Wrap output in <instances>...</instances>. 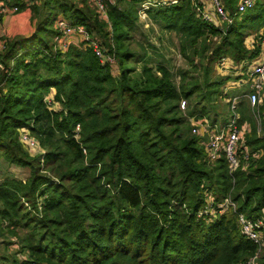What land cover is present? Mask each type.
<instances>
[{"label": "trees", "instance_id": "trees-1", "mask_svg": "<svg viewBox=\"0 0 264 264\" xmlns=\"http://www.w3.org/2000/svg\"><path fill=\"white\" fill-rule=\"evenodd\" d=\"M123 1L124 8L109 5V21L71 0L22 1L33 30L2 39L0 158L30 173L0 181V244L26 253H0V263L240 264L258 251L239 215L263 216L264 120L259 133L248 100L240 102V123L250 130L232 170L225 155L209 161L191 119L208 116L222 99L227 77L213 78L212 63L227 56L246 67L260 54L264 0L244 12L239 0H223L233 19L226 27L204 21L192 0L152 5L149 17L182 35L187 57L192 46L206 59L207 39H219L208 64L201 63L202 78L181 69L179 82L168 64H152L148 52L132 48L142 0ZM58 9L115 52L118 68L101 62L93 40L58 48ZM22 129L41 152L26 148ZM209 196L214 209L226 199L236 206L204 213ZM258 260L264 264V248Z\"/></svg>", "mask_w": 264, "mask_h": 264}, {"label": "built area", "instance_id": "built-area-1", "mask_svg": "<svg viewBox=\"0 0 264 264\" xmlns=\"http://www.w3.org/2000/svg\"><path fill=\"white\" fill-rule=\"evenodd\" d=\"M18 1L21 3L22 1L31 3L28 0ZM178 1L179 0H142L140 3L139 14L146 17L147 10L152 5H168L177 3ZM192 1L195 3L198 16L209 24L222 27L224 24L232 23L233 19L230 13L226 10L223 0ZM92 2L96 6L100 17L109 21V5H116L117 0H93ZM256 2L257 0H239L237 6L240 12H244L247 9L254 7ZM19 10L20 6L18 3H10V0H0V32L4 27L6 18ZM55 27L59 31V34L55 37V43L58 48L62 49V51L69 48L73 39H79L80 41L93 40L92 45L101 62L109 64L113 68L118 67V60L115 52H111L99 38H92L83 26L73 25L64 14H59L55 22ZM3 44L4 43L1 42V47ZM114 47L113 44V48ZM221 65L223 68L227 69V72H231L230 69H235V71H237L240 78L236 79L234 84L237 86L248 85L243 97L248 100L252 108L253 116L258 122L260 131V127L264 120V112L260 109V106L264 105V39L260 54L246 67L230 62L228 57H222ZM225 99L228 101L230 109V116L227 121L213 123L207 116L198 118L194 117L191 119V131L193 134L204 138L202 143L205 145L207 157L210 162H216L225 155L229 161L231 169L234 170L239 166L240 150L244 143L245 135L250 130V126L248 122L240 123V98L236 96L231 98L226 97ZM48 102L51 103V99H48ZM186 104V100H183L181 102V107L185 108ZM21 141L29 151L36 150L38 153L42 150L39 141L33 137L27 129L21 130ZM213 200L214 198L209 196L208 205L205 207L204 213L213 214V212H223L230 205L234 207L236 206L231 199H226L217 204V208L214 209L211 205ZM239 220L243 234L258 245V251L255 255L240 264H260L258 260L259 253L264 248V211L263 216L257 219L248 218L244 214H240ZM14 240L16 241V239Z\"/></svg>", "mask_w": 264, "mask_h": 264}, {"label": "rangeland", "instance_id": "rangeland-1", "mask_svg": "<svg viewBox=\"0 0 264 264\" xmlns=\"http://www.w3.org/2000/svg\"><path fill=\"white\" fill-rule=\"evenodd\" d=\"M28 1H30L32 4L36 0H28ZM71 1H73L75 4L79 5L81 8H85L88 6L92 10H94L98 13L96 6L92 2L93 0H71ZM119 1L120 0H117V4H119V6L124 8V5H125L124 1L123 2H119ZM10 3L20 4V1L10 0ZM140 6L141 5L139 4L138 5V24H139V26L134 32L135 38L132 41V48L136 49V51L139 54H142L145 51L148 52L150 57H148L147 59L152 64H156L159 61H163L166 64H168L171 67L172 71L175 73V75L177 77L176 78L177 82L180 81V77L176 72H178L181 69L189 71V75H193L195 77H201L202 78L203 70L201 68L203 67V65H201V63L204 65L208 64L209 60L207 58H208V56L211 55V53L214 50V46L219 41L218 37L217 36H210L209 39H207L206 43H207V46L210 48L205 54L206 59L202 60L199 54L193 53V47L192 46H187V53H188L187 55L189 57L188 58L182 52V48H183V45H182L183 37H182V35H180L179 33H176V31H170V30L162 28L161 25L154 22L149 17L148 13H147L146 17H143L142 14H139ZM25 10H30V11H28L29 16L27 15V17L26 16L22 17V18L20 17L18 19V21L15 22V26H17V27H14L13 29L10 30L12 32V35H10L11 37H14V36L20 35V34H24V33H26L28 35L29 32L33 30L34 25H33V21L31 20L32 10L30 8H26L24 10H19V11L13 13L11 16H14V18L17 19V17H19L18 14L20 15ZM56 12L58 13V15L56 16V19H57L59 14L61 15L63 13V11L61 9H58ZM70 14L71 13L69 10L65 14V16L68 20H69L68 16H70ZM26 19H27V21H25ZM28 20H30V23L28 22ZM226 26H227V24L222 25V27H226ZM26 27L29 29V32L25 31ZM5 29L6 28L3 27L2 31L0 32V43L2 42L4 35L7 33V31H5ZM252 34H253V40H254L255 33L253 32ZM72 43H79V42H72ZM200 47H201L200 44H198V48H200ZM191 57H194L193 58L194 64H192ZM225 57H227V56H225ZM221 59H219V61H217V63L211 64V67L213 68V73L211 76L213 78L214 77L215 78L216 77H218V78L222 77L223 78L224 76H221L220 74L229 73V72H227V69L222 67ZM134 60L135 59H132V61H134ZM129 64L131 65L132 63L129 62ZM217 64H218V69L216 66ZM141 65H142V63H136V67H138V68H141ZM194 65H196L197 68H194ZM234 76H236V75L234 74L231 78L228 76H225L224 78L227 77V78L234 80ZM233 82L234 81H228V82L226 81V84L222 87V89H221L222 99L218 98L217 101H215V103L213 105H211V110H210V113L208 115L209 117L207 116L209 119L211 118L213 120H218L219 122L225 121L224 119H226V118H227L226 121L228 120V118L230 116L229 103H228V101L224 100L223 98H224V96H226L225 93H228V95H229L233 90L238 89L239 86H237L236 84H233ZM236 82H238V81H236ZM241 88L247 89L248 85H243V87H241ZM237 91L240 92L239 90H237ZM188 103L189 102H187L185 108L181 107L184 110V112H186V113H188V109H190L188 106ZM203 104H205V100H203L200 105H203ZM193 105H195V103H193ZM248 124L250 126V123H248ZM257 124H258V122H257ZM261 128H262V126L260 127V131H261ZM260 131H259V133H260ZM30 151L33 155H36L39 153V152L37 153L36 150H30ZM29 173H30V170L28 168H21V167L14 165V164H9L6 160H4L3 158H0V181L6 175H9V174L23 178V177H27L29 175ZM0 241H1V239H0ZM1 248H2V250L0 253H2V254L13 255L14 253H16L17 258H19V259H22L23 256H26V253L23 254L21 252H18L19 248L17 245H13V246L9 245V249L4 248V246L2 245Z\"/></svg>", "mask_w": 264, "mask_h": 264}, {"label": "crops", "instance_id": "crops-1", "mask_svg": "<svg viewBox=\"0 0 264 264\" xmlns=\"http://www.w3.org/2000/svg\"><path fill=\"white\" fill-rule=\"evenodd\" d=\"M28 3V5H31V3H29V2H27ZM28 11H30V10H25V11H23L20 15L18 14V16L19 17H17V19H15L14 18V16H11V15H9L7 18H6V20H5V23H4V28H6L5 29V31H7V33L5 34V36L6 37H11L10 35H12V32L10 31L11 29H13L14 27H17V26H15V22H17L18 21V19L21 17H27V15H28ZM29 16V15H28ZM28 19V18H27ZM27 19L25 20V21H27ZM28 22L30 23V20H28ZM26 24V23H25ZM20 26V25H19ZM20 30V29H19ZM17 31V30H16ZM15 31V32H16ZM25 31H28L29 32V29L26 27L25 28ZM14 32V33H15ZM24 34H26V33H24ZM73 39V38H72ZM73 42H80V40L79 39H77V41L75 40V39H73ZM254 42V40H253V34H251L247 39H246V46L247 47H251L252 46V43ZM262 46H263V44H262ZM0 48H1V43H0ZM228 59L230 60V62H233V63H235L230 57H228ZM236 64V63H235ZM237 65H240V64H237ZM217 66V69H218V64L216 65ZM230 71L231 72H229V73H222V74H220L221 76H228V77H232L234 74L237 76H234V80H232V79H230V78H227V82L228 81H234L235 82V80L236 79H239L240 78V76L238 75V73H237V71H235V69H230ZM222 72V71H221ZM234 82H233V84H234ZM241 87H243V85L241 86ZM240 86L238 87V89H236V90H233L229 95H228V93H225V95L226 96H224V100H226L225 98L227 97H239L240 98V102H242V100H244V99H246L245 97H243V95L246 93V89H243V88H241ZM237 90H239L240 92H238ZM230 111V110H229Z\"/></svg>", "mask_w": 264, "mask_h": 264}]
</instances>
